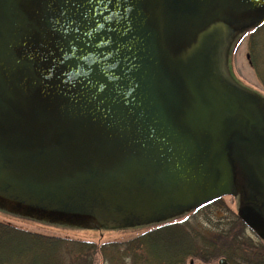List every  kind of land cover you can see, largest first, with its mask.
I'll return each mask as SVG.
<instances>
[{
    "label": "water",
    "instance_id": "water-1",
    "mask_svg": "<svg viewBox=\"0 0 264 264\" xmlns=\"http://www.w3.org/2000/svg\"><path fill=\"white\" fill-rule=\"evenodd\" d=\"M263 23L264 0H0V208L134 227L233 196L264 240V100L227 66Z\"/></svg>",
    "mask_w": 264,
    "mask_h": 264
},
{
    "label": "trees",
    "instance_id": "trees-1",
    "mask_svg": "<svg viewBox=\"0 0 264 264\" xmlns=\"http://www.w3.org/2000/svg\"><path fill=\"white\" fill-rule=\"evenodd\" d=\"M259 33L256 29L249 35V63L264 86L258 65L264 60V46L256 40ZM233 216L211 236L180 221L161 224L125 242L102 244L43 235L0 222V264H95L96 255L101 264H180L188 256L211 261L224 258L229 264H264V244L245 236L246 227Z\"/></svg>",
    "mask_w": 264,
    "mask_h": 264
},
{
    "label": "rangeland",
    "instance_id": "rangeland-1",
    "mask_svg": "<svg viewBox=\"0 0 264 264\" xmlns=\"http://www.w3.org/2000/svg\"><path fill=\"white\" fill-rule=\"evenodd\" d=\"M260 33L256 36L259 46H264V24L259 28ZM249 32L242 36V39L231 52L227 53V66L233 77L240 82L247 90L255 92L264 99V86L256 76V71L250 65L249 57ZM263 51V50H260ZM231 52V53H230ZM261 54V52H260ZM248 55V57H246ZM263 64L259 65L260 73H264ZM237 201L231 196H224L219 203H212L201 209L189 212L186 215L178 217L175 222L187 221L192 227L199 230L202 234L211 236L217 229L226 226V221L233 215L236 216ZM0 222L9 224L19 229L40 233L43 235L63 237L73 240L94 241L97 244L105 242H125L149 229L152 225H141L135 227H119L112 225H96L93 227H84L76 224L53 221L45 218H36L30 215H21L0 208ZM244 235L255 242H261L257 236L245 228ZM95 264H101L100 255H96ZM215 261V260H213Z\"/></svg>",
    "mask_w": 264,
    "mask_h": 264
},
{
    "label": "flooded vegetation",
    "instance_id": "flooded-vegetation-1",
    "mask_svg": "<svg viewBox=\"0 0 264 264\" xmlns=\"http://www.w3.org/2000/svg\"><path fill=\"white\" fill-rule=\"evenodd\" d=\"M246 57H248V55H246ZM231 76L233 77L232 73H231ZM233 79L235 81H237L234 77ZM237 83L240 84V82L237 81ZM219 259L221 258H218L217 260L215 261H211L209 259H206L205 257H200V256H188L186 257L185 261L183 263H180V264H219ZM225 260V263L226 264H229V262Z\"/></svg>",
    "mask_w": 264,
    "mask_h": 264
}]
</instances>
